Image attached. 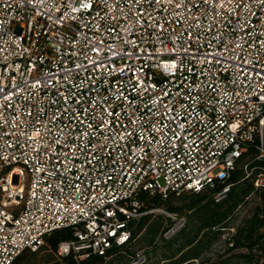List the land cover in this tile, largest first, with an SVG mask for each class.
Returning a JSON list of instances; mask_svg holds the SVG:
<instances>
[{
    "label": "built area",
    "instance_id": "obj_1",
    "mask_svg": "<svg viewBox=\"0 0 264 264\" xmlns=\"http://www.w3.org/2000/svg\"><path fill=\"white\" fill-rule=\"evenodd\" d=\"M256 134L264 0H0V264L69 226L59 255L105 254L136 193L213 186Z\"/></svg>",
    "mask_w": 264,
    "mask_h": 264
},
{
    "label": "trees",
    "instance_id": "obj_2",
    "mask_svg": "<svg viewBox=\"0 0 264 264\" xmlns=\"http://www.w3.org/2000/svg\"><path fill=\"white\" fill-rule=\"evenodd\" d=\"M259 141V134L247 141L246 151L237 159L229 176L215 180L213 186L179 195L174 192L151 194L145 190L136 193L141 212L164 207L180 216L183 212L186 219L183 227L170 236L165 233L174 222L171 217L169 226L163 230L152 226L143 254L132 250L131 245L146 229L148 212L129 218L120 213L130 237L124 244L112 243L105 254L83 249L59 255V244L76 238L73 227L69 226L53 230L38 250L22 251L12 264H131L139 255H143L145 261L137 264H264V186L254 184L258 174L264 173V158L256 157ZM246 164L256 172L246 176ZM227 185L230 190L217 199ZM182 194L190 199L177 202L175 198L180 199ZM235 219L239 222L233 225ZM218 240L224 242V252L213 257L203 256ZM41 252L45 254L40 256ZM83 253L88 256L81 259L79 255Z\"/></svg>",
    "mask_w": 264,
    "mask_h": 264
},
{
    "label": "rangeland",
    "instance_id": "obj_3",
    "mask_svg": "<svg viewBox=\"0 0 264 264\" xmlns=\"http://www.w3.org/2000/svg\"><path fill=\"white\" fill-rule=\"evenodd\" d=\"M255 172L256 171L253 170V173H255ZM175 199L177 200V202H183L185 200L188 201L187 199H190V198L183 196V194H182V195H180V199H177V198H175ZM170 213L171 212L164 207L163 208L159 207L153 211L151 210L150 212H148L147 213V215L149 216L147 218L148 225H147L146 229L143 231V233L140 235V237L132 243V245H131L132 250L139 252L141 254L145 253V251L147 249V247H146L147 240H149L148 239L149 238V229H151L152 226H154V225L156 226V228H160L161 230H163L164 228L169 226L170 217L172 218ZM182 215L184 216L183 212H182ZM172 220H174V219L172 218ZM238 222H239V220L235 219L232 224L236 225ZM226 235H227V233H225L222 236V240L225 238ZM222 240H218V241L212 243L211 248L203 256H210L211 255L213 257L214 254H217V253L222 254L224 252V242ZM43 254H45V252H41L40 256ZM229 255H230V253H229ZM242 264H245V263H242Z\"/></svg>",
    "mask_w": 264,
    "mask_h": 264
}]
</instances>
